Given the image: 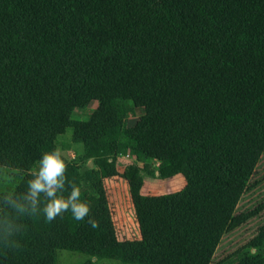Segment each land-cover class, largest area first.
Instances as JSON below:
<instances>
[{"label":"trees","instance_id":"16d2710c","mask_svg":"<svg viewBox=\"0 0 264 264\" xmlns=\"http://www.w3.org/2000/svg\"><path fill=\"white\" fill-rule=\"evenodd\" d=\"M91 101L88 118L73 121ZM68 127L94 166L71 164L66 175L99 228L70 211L24 217L21 248L0 249V264H57L58 250L211 264L222 236L247 219L236 206L264 151V0H0V193L24 192ZM117 154L185 181L145 195L135 165L122 173L137 239L117 238L104 191Z\"/></svg>","mask_w":264,"mask_h":264},{"label":"rangeland","instance_id":"374dc122","mask_svg":"<svg viewBox=\"0 0 264 264\" xmlns=\"http://www.w3.org/2000/svg\"><path fill=\"white\" fill-rule=\"evenodd\" d=\"M97 103L91 101L85 109H76L72 120L79 121L88 118ZM141 109L129 111L125 125H130L141 115ZM73 129L68 127L59 136L55 147L62 149L67 166L73 164L80 172L94 166L92 159L84 157L82 143L72 142ZM115 164L118 174L103 180L104 191L111 212L116 236L119 240L139 238V229L134 215V209L128 193V185L122 173L133 164L138 168L141 177V193L145 195H161L179 189L184 182L182 175L162 178L158 172V162L155 160L136 161L129 154H117ZM37 165V164H36ZM36 165L28 172L34 170ZM5 172H2L4 174ZM12 173V172H11ZM11 174V177L15 176ZM7 179V178H4ZM237 213L247 214L237 228L225 233L218 243L211 264H237L242 257L249 254H259L264 259V151L257 161L249 187L241 195ZM257 247H250L252 240H259ZM57 264H126L116 259L96 258L87 254L68 250L57 251Z\"/></svg>","mask_w":264,"mask_h":264},{"label":"clouds","instance_id":"9594fccd","mask_svg":"<svg viewBox=\"0 0 264 264\" xmlns=\"http://www.w3.org/2000/svg\"><path fill=\"white\" fill-rule=\"evenodd\" d=\"M66 172L64 153L61 148L54 147L41 154L24 192L0 193V249L21 248L19 236L23 225L20 221L40 213L47 222H52L70 211L76 221L87 218L91 228H99V222L90 215L89 203L81 199L80 188L69 181Z\"/></svg>","mask_w":264,"mask_h":264},{"label":"crops","instance_id":"0c3cea01","mask_svg":"<svg viewBox=\"0 0 264 264\" xmlns=\"http://www.w3.org/2000/svg\"><path fill=\"white\" fill-rule=\"evenodd\" d=\"M171 179V178H170ZM172 180V179H171ZM182 181V186L179 188V189H176V190H174V191H178V190H180L184 185H185V181L183 182V180H181ZM174 191H172V192H174Z\"/></svg>","mask_w":264,"mask_h":264}]
</instances>
